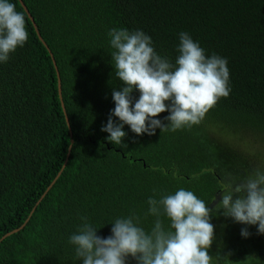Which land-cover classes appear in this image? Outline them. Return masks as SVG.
I'll use <instances>...</instances> for the list:
<instances>
[{
  "label": "trees",
  "instance_id": "16d2710c",
  "mask_svg": "<svg viewBox=\"0 0 264 264\" xmlns=\"http://www.w3.org/2000/svg\"><path fill=\"white\" fill-rule=\"evenodd\" d=\"M22 1L42 41L11 0L29 39L0 64V264H81L68 243L81 216L101 237L128 215L149 231V197L183 187L215 209L226 184L264 169V0ZM111 28L143 30L173 64L179 33H189L206 55L227 59L229 96L198 125L154 136L125 126L124 145L110 144L101 127L121 84L111 65ZM211 222L210 255L264 264L256 227L216 214Z\"/></svg>",
  "mask_w": 264,
  "mask_h": 264
},
{
  "label": "clouds",
  "instance_id": "9594fccd",
  "mask_svg": "<svg viewBox=\"0 0 264 264\" xmlns=\"http://www.w3.org/2000/svg\"><path fill=\"white\" fill-rule=\"evenodd\" d=\"M107 36L111 65L121 82L112 91L115 106L101 127L110 144L124 145L125 126L137 136H154L157 129L175 132L198 125L231 92L227 59L206 55L187 32L179 33L175 64L157 53L143 30L111 28ZM28 39L24 14L11 0H0V64H6ZM165 112L162 121L158 117ZM220 192L215 209L183 187L159 199L149 197L147 214L155 218L149 231L140 226L137 216L128 215L107 224L112 226L111 234L101 237L99 229L81 216L68 243L81 264H233L231 253L209 254L216 239L212 216L254 226L264 235V169L226 184ZM241 236H250L247 227L241 229Z\"/></svg>",
  "mask_w": 264,
  "mask_h": 264
},
{
  "label": "water",
  "instance_id": "95a60500",
  "mask_svg": "<svg viewBox=\"0 0 264 264\" xmlns=\"http://www.w3.org/2000/svg\"><path fill=\"white\" fill-rule=\"evenodd\" d=\"M19 2L21 3V5H22V7L24 8L25 12L28 14V16H29L31 22H32L33 25H34V28L36 29V32H37V35H38L39 39L42 41L41 35H40L39 32H38V29H37V26H36V24H35L34 19H33L32 16L30 15V13H29L28 9L26 8L25 4L23 3V1H22V0H19ZM59 93H60V95H61V93H62V91H61V85L59 86ZM66 120H67V124L69 125V120H68L67 117H66ZM61 174H62V173L59 174V176H58L57 179L53 182V184L51 185V187L54 186V184L57 182V180H58V178L61 176ZM51 187H50V188H51ZM50 188H49V190H50Z\"/></svg>",
  "mask_w": 264,
  "mask_h": 264
},
{
  "label": "rangeland",
  "instance_id": "374dc122",
  "mask_svg": "<svg viewBox=\"0 0 264 264\" xmlns=\"http://www.w3.org/2000/svg\"><path fill=\"white\" fill-rule=\"evenodd\" d=\"M259 149H261V147L258 148V150H259ZM250 151H251L252 153L256 152L254 149H251ZM260 156H262V158L264 159V152H262V153L260 154Z\"/></svg>",
  "mask_w": 264,
  "mask_h": 264
}]
</instances>
